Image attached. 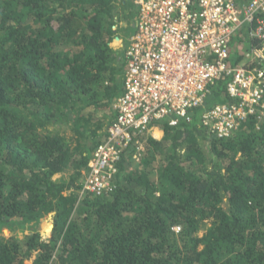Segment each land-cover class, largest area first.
Returning <instances> with one entry per match:
<instances>
[{
	"label": "trees",
	"instance_id": "1",
	"mask_svg": "<svg viewBox=\"0 0 264 264\" xmlns=\"http://www.w3.org/2000/svg\"><path fill=\"white\" fill-rule=\"evenodd\" d=\"M134 1L0 0V264H264V117L223 137L202 123L231 100L228 77L188 120L157 123L160 139L137 134L144 153H124L111 192L82 190L123 90L114 44L128 3L135 31Z\"/></svg>",
	"mask_w": 264,
	"mask_h": 264
},
{
	"label": "built area",
	"instance_id": "2",
	"mask_svg": "<svg viewBox=\"0 0 264 264\" xmlns=\"http://www.w3.org/2000/svg\"><path fill=\"white\" fill-rule=\"evenodd\" d=\"M135 31L125 50L123 90L114 102L115 117L87 162L82 190L101 195L115 187L124 153H144L135 136L161 122L188 120L210 87L228 77V102H215L202 115L212 134L235 131L250 114L264 117V0H135ZM254 40V42H251ZM248 42L242 60L230 52ZM176 230L179 227H175Z\"/></svg>",
	"mask_w": 264,
	"mask_h": 264
},
{
	"label": "rangeland",
	"instance_id": "3",
	"mask_svg": "<svg viewBox=\"0 0 264 264\" xmlns=\"http://www.w3.org/2000/svg\"><path fill=\"white\" fill-rule=\"evenodd\" d=\"M135 18V8L131 3H128L125 14L121 16L120 21L117 23V35H119L120 40L116 41L114 47L119 49L120 52L124 53V48L127 46V38L133 33L134 27L131 22ZM68 173L65 174H56L54 178H66ZM28 231H21L19 229L9 230L3 229L1 234L10 236L11 234H15L18 237H22Z\"/></svg>",
	"mask_w": 264,
	"mask_h": 264
},
{
	"label": "crops",
	"instance_id": "4",
	"mask_svg": "<svg viewBox=\"0 0 264 264\" xmlns=\"http://www.w3.org/2000/svg\"><path fill=\"white\" fill-rule=\"evenodd\" d=\"M152 130H153L152 132L156 135V137H155L156 139H160L162 137L163 130L161 127H155Z\"/></svg>",
	"mask_w": 264,
	"mask_h": 264
}]
</instances>
